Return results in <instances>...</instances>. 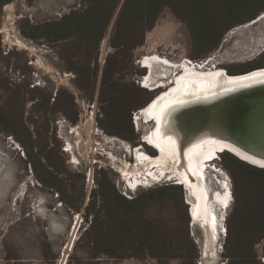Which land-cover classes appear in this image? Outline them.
I'll use <instances>...</instances> for the list:
<instances>
[{
    "label": "rangeland",
    "instance_id": "obj_1",
    "mask_svg": "<svg viewBox=\"0 0 264 264\" xmlns=\"http://www.w3.org/2000/svg\"><path fill=\"white\" fill-rule=\"evenodd\" d=\"M88 6V0H0V264H182L177 256L192 252L185 232L196 251L192 264H232L241 191L224 153L205 169L208 200L220 221L213 261L206 262L205 231L190 219L194 200L187 191L157 167L132 171L136 148L159 156L142 142L153 124L135 114L178 71L171 68L174 76L159 79L163 84L153 90L144 79L163 69L152 73L144 57L204 63L228 75L259 69L264 19L234 25L217 48L199 57L176 5L161 11L142 40L141 23L127 22L135 32L130 48L118 51L108 44L116 14L97 49L75 37L48 41L40 31ZM263 13L264 4L254 21ZM106 114L130 122L133 132L107 134ZM167 185L180 186L183 200L175 190L165 199L142 197ZM226 188L231 198L222 209L215 197ZM133 198L141 209L120 223L114 206L125 211L122 199ZM251 249L256 264H264V238Z\"/></svg>",
    "mask_w": 264,
    "mask_h": 264
},
{
    "label": "bare ground",
    "instance_id": "obj_2",
    "mask_svg": "<svg viewBox=\"0 0 264 264\" xmlns=\"http://www.w3.org/2000/svg\"><path fill=\"white\" fill-rule=\"evenodd\" d=\"M262 16L256 21L252 20V23L248 22L246 26L263 20L264 15ZM196 64L189 60L172 63L157 55L143 58V65L148 66L152 73L156 66L163 69L161 75L146 76V86L163 84L159 79L174 75L173 68L180 72L170 81L171 86L141 108L137 115L144 122L155 123V127L143 136V141L157 149L159 156L150 157L141 150H136V165L132 171L139 172L140 166L157 167L169 179L176 180L187 189L189 197L194 200L191 202L190 219L193 224H200L205 231L203 259L208 262L213 261L211 248L216 242L217 225L220 221L213 212V203L208 200L206 163L223 150L236 154L246 162L264 167V159L244 151L232 140L222 138L221 132L227 129L236 115L232 105L233 102L238 104L240 97L234 91L264 82V68L241 75H228L223 69L208 71L204 64L202 66L198 63V68ZM123 174L126 175V172ZM136 183L134 178L133 184ZM229 194L227 188L225 193L216 194L215 202L222 209L229 203Z\"/></svg>",
    "mask_w": 264,
    "mask_h": 264
},
{
    "label": "trees",
    "instance_id": "obj_3",
    "mask_svg": "<svg viewBox=\"0 0 264 264\" xmlns=\"http://www.w3.org/2000/svg\"><path fill=\"white\" fill-rule=\"evenodd\" d=\"M88 4L84 11L71 12L59 21L45 24L40 31L48 41H64L75 37L86 47L97 49L116 14L114 30L108 44L118 51L130 48L131 38L135 32L134 26L127 25V22L141 23L139 30L142 40L144 34L155 25L161 11L176 5L184 16L195 55L199 57L217 48L229 28L254 20L261 12L264 0H88ZM105 73L102 85L107 80ZM106 117L111 126V129L103 127L107 134L125 138L123 132L125 128L133 132L130 122L123 124L118 118L110 117L108 114ZM223 158L229 162L234 173L236 172L234 183L241 191V209L232 246V264H256L251 248L259 239L264 238V169L241 162L227 153H224ZM174 190L182 201L183 193L180 186L175 185L157 187L142 197L148 201L165 199ZM122 200L124 208L129 209L132 214H126V210L121 211L120 206L115 205L114 211L117 213L115 216L120 223L127 220L126 215L133 216L139 207L141 209V201L138 198ZM121 212L125 215L120 214ZM184 237L192 252L177 257L182 260V264H192L196 258L195 247L187 238L186 232Z\"/></svg>",
    "mask_w": 264,
    "mask_h": 264
},
{
    "label": "water",
    "instance_id": "obj_4",
    "mask_svg": "<svg viewBox=\"0 0 264 264\" xmlns=\"http://www.w3.org/2000/svg\"><path fill=\"white\" fill-rule=\"evenodd\" d=\"M253 85L246 89L234 91L235 95L240 97L238 104L233 102L232 105L235 107L232 110L236 111V115L230 121L231 124L226 127L227 129L221 132L223 134L222 138L228 141L232 140L243 148L244 151L251 152L259 158L264 159V82L262 81ZM223 153H228L239 161L258 169H264V167L246 162L230 151L223 152L222 150L219 154ZM182 187L187 190L184 186Z\"/></svg>",
    "mask_w": 264,
    "mask_h": 264
},
{
    "label": "flooded vegetation",
    "instance_id": "obj_5",
    "mask_svg": "<svg viewBox=\"0 0 264 264\" xmlns=\"http://www.w3.org/2000/svg\"><path fill=\"white\" fill-rule=\"evenodd\" d=\"M177 72H178V71H177ZM177 72L175 73V75H176V74H179L180 71H179L178 73H177ZM225 72H226V71H225ZM172 76H174V75H172ZM151 86L153 87V90H154V89H155V90H156V89H159V87L156 88L155 85H151ZM170 86H171V82L168 81V83H167V85L165 86V88L167 87V89H168ZM165 90H166V89H165ZM160 94H161V93H160ZM158 95H159V94H158ZM158 95H157V96H158ZM154 98H155V97H154ZM154 98H153L151 101H153ZM151 101H150V102H151ZM150 102H149V103H150ZM149 103H148V104H149ZM139 111H140V110H139ZM138 114H139V112L135 114V120H136V116H137ZM138 120L141 121L140 118H139ZM141 122H143V123H152V124H153V127H152L151 129H153V128L155 127V123H154L153 121H149V122L141 121ZM136 123H137V125H138V122H136ZM151 129H150V130H151ZM150 130H149V131H150ZM149 131H148V132H149ZM146 133H147V132H146ZM146 133H145V134H146ZM145 134H144V135H145ZM144 135H143V136H144ZM143 136H142V140H143ZM142 142H143L146 146L152 148V149L156 152V156H157V153H158V150H157V149H155V148H153L152 146L146 144L144 141H142ZM136 150L138 151V150H141V149H140V147H138V148H136V149L134 150V157H135V151H136ZM147 155H148V154H147ZM150 157H152V156H150Z\"/></svg>",
    "mask_w": 264,
    "mask_h": 264
}]
</instances>
